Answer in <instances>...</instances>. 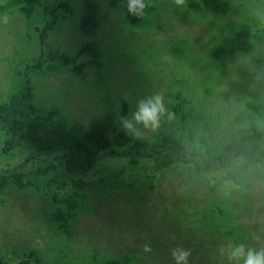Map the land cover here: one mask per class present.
<instances>
[{"label":"trees","instance_id":"trees-1","mask_svg":"<svg viewBox=\"0 0 264 264\" xmlns=\"http://www.w3.org/2000/svg\"><path fill=\"white\" fill-rule=\"evenodd\" d=\"M91 1L80 0L79 3L83 7L88 6L93 10L94 8L88 4ZM95 1L97 3L104 2L105 7L110 5L113 7L116 4L114 14H116L115 17L118 19L119 25L116 29L106 31V37L112 36L115 39L109 46L107 43L97 44L95 39L83 40L77 43L70 52L58 51L57 48L49 45L51 39H48L50 32L57 30L59 25L65 23L69 18L67 14L73 13V9L70 8L67 1L9 0L4 5L0 4V15L8 8L10 11L16 10L25 18L26 29L37 28L35 31L33 29V31H27V34L30 39L36 42L34 47L38 49V53L33 59L16 57L12 63L7 65L6 80L9 82V90L0 89V150L2 151L0 153H6L5 161H7L0 165V192L5 187L14 190L27 189L26 191L35 188L33 191H37L40 188L38 183L43 184V187L46 186L43 200L47 201V198L48 200L51 198L52 204H50L49 212L48 207L43 208L44 211H47L45 213L47 220L44 222L47 226L44 232L52 240L55 237L60 239L58 244L56 242V253L50 252L55 249L54 247L44 250L47 253L50 252L46 256L39 253V249L32 247L20 250L11 249L5 253L0 252V264H146L153 259L152 253L164 251L165 248H161L159 245L153 247L150 252L132 249L106 258L96 248H92L81 257L73 259L68 256L67 252L70 251V247L67 241L74 237V218L80 209L89 212L84 200L85 191L92 189L89 172L96 170L107 158H123L125 163L130 164L132 170L134 167L141 166L149 169L153 175L163 174L167 168L180 167L184 172L185 169H190L187 172L188 177L194 171H196V178L198 175L203 176L206 187H208L207 203L202 204L197 200L196 202L190 200L188 205H182V207H192L191 203L193 202V206L196 205V215L192 216L189 212H183V215L180 216L184 226L189 230L186 231L188 233L192 230L189 227L190 223L186 224L189 217L196 218L197 225L200 223L201 231H207L217 222L218 227L222 228L219 232L221 237L218 243L210 242V239H202V242L196 246V251H191L189 264H200V257H207L210 252L216 253L227 240L252 247L250 243H254L251 239L253 237H248L251 232L243 218V212L246 209L249 211L251 209L247 204L245 205L242 198L217 199L213 191L222 181L229 178L237 181L241 179L240 174L245 177L247 170L252 169L261 179L259 182L262 186V204L264 205L263 110L253 106L252 102L246 101V109H251L250 113L254 112L261 121L259 126H250L228 141L212 140L211 135L199 132V128L205 125L199 123L201 116L197 112L195 114L190 106L191 100L188 96H192L194 91L191 88V83L187 81L191 75L186 74L187 70L185 69L178 71V66H170L165 68V72L168 74H165V80L170 81L168 87H173V90L164 89L165 85H162L164 90L162 94L165 98V106L172 116L169 121L166 117L164 118L161 131L153 138L148 139L143 136L135 137L126 134L119 127L118 129L113 128L112 134L107 136L101 134L96 128L87 127L79 119H69L56 107H45L37 95L36 84L40 83V79H45L47 75L55 74L56 70L64 75L72 73L78 75L77 72H81L79 76L85 77L88 71L85 73L81 70L86 63L99 64V60L94 59L95 53L99 57L106 56V59H109L107 56L119 54L135 61L137 53L134 54L133 50L140 53L138 62L143 72L148 71L147 63L149 62L158 65V61L163 58L164 54L176 56L181 64L189 63L191 65L196 63L195 55L196 58L198 56L205 57L214 69L225 71L224 69L230 66L236 57L249 55L255 42L257 44V42L264 41V22L251 10L252 17L250 18L256 21L250 22L249 18H243L245 25H239L238 29L232 31L230 35H223L220 42L216 44L206 40L203 53H199L193 42L182 40L173 43L172 47L168 48L152 44L149 37L145 36L150 31L156 30L157 32V30L165 28L163 27L165 24L163 25L155 19V15L162 12L164 7L162 2L165 0H149V6L146 7L142 17H136L127 12L126 0ZM232 1L186 0V6L174 4L170 10L183 14V17L186 16L191 21H200L205 18L216 21L219 17L227 14L229 10H233ZM170 10L168 12L172 14ZM83 15L87 18L92 13L86 11L83 12ZM108 16L110 15H106V18ZM35 23L39 25H34ZM119 42L121 47H119ZM257 63L264 64L262 59H258ZM155 70L158 69L155 68ZM155 70L145 74V77H138V83L147 86L152 84L148 88L155 89L160 84L157 82ZM211 82V74L202 80V87L206 93H210ZM41 85L40 83L39 86ZM176 85L183 88L187 86L184 88L185 93L179 90ZM154 89L152 92H148L146 89L140 93L150 96L155 93ZM241 89L246 90L247 88ZM128 102L125 98H121L123 111L127 108ZM222 108L225 109L226 106L222 105ZM194 118H196V124ZM259 120L251 117L253 123ZM20 154L22 156L20 161L13 160V156L19 157ZM44 158L45 161H43ZM240 160L247 162L244 163L245 167H248L247 170L237 169V163L233 162ZM28 164H33V167H27ZM37 172L43 175L40 176L45 178L44 181H38L33 177ZM218 174H220V179L217 177ZM212 179L217 182L210 183ZM249 182L233 186L242 193V197L247 199L251 195V189L247 186ZM108 185L106 189L104 187L101 190L109 192V196L113 195L115 188L118 190V187L121 186L118 180L109 182ZM164 205L174 206L165 201ZM162 206L159 208L160 211L164 209ZM151 212L153 214V211ZM32 217L38 219L36 214H33ZM146 220L148 223L149 217ZM184 242L185 240L181 241L175 234L164 243V246L170 249L176 246L187 248ZM13 255L18 256L21 260L17 263L11 261L10 258ZM168 261L172 262V259Z\"/></svg>","mask_w":264,"mask_h":264},{"label":"rangeland","instance_id":"rangeland-1","mask_svg":"<svg viewBox=\"0 0 264 264\" xmlns=\"http://www.w3.org/2000/svg\"><path fill=\"white\" fill-rule=\"evenodd\" d=\"M8 1L0 0V4L4 5ZM61 1H67L70 8L73 9V13L69 12L67 14L69 18L65 23L60 24L57 30L50 32L48 36V39H51L50 46H54L58 51L70 52L77 43L83 40L95 39L97 44L107 43L109 46L115 39L112 36L106 37V31L116 29L119 25V21L115 17L116 14H114L115 3L113 7L111 5L105 7L104 2L97 3L92 0L88 3L90 7L94 8L91 10L88 6L83 7L79 3L80 0ZM263 2L264 0H233L231 5L234 11L229 10L218 20L210 21L209 18H205L200 21H191L186 16L183 17V14L170 10L171 6L175 4L174 0H165L162 2L164 5L162 12L155 15L156 21L165 24L162 25L165 28L157 30V32L156 30L150 31L145 36L149 37L152 44L168 48L169 46L171 48L173 43L182 40L193 42L199 53H203L206 40L212 44L220 42L223 35H230L232 31L238 29L239 25H245L243 21L245 17L253 22L254 19L250 18L252 17L251 10L255 14L264 11ZM168 9L172 14L168 12ZM86 11L91 12L92 15L85 18L83 12ZM106 15L110 16L106 18ZM34 25L39 24L35 23ZM32 29L33 27L26 29L25 18L16 10L10 11L8 8L0 15V89L9 90V82L6 80L9 63H12L16 57L33 59L38 53V49L34 47L36 42L30 39L27 34L29 30H37V28ZM125 38L128 37L125 36ZM121 46L119 42V47ZM253 47L249 55L236 57L231 65L224 69L225 71L214 69L205 57L198 56L196 58L195 55L196 63L191 65L189 63L181 64L176 56L164 54L163 58L158 61V65L149 62L147 63L148 71L143 72L138 62L140 53L135 50H133L134 54L137 53L135 61L119 54L107 56L109 59H106V56L99 57L95 53L94 59H98L99 64L86 63L81 70L85 73L88 71L85 77L79 76L81 72H77L78 75L75 73L64 75L56 70L55 74L52 73L45 79H40L41 86H39L40 83L36 84L37 95L45 107H56L69 119H79L87 127L96 128L101 134L109 136L112 134L113 128L121 127L119 118L130 116L136 108L137 101L146 97L140 92H144L146 89L148 92H152L154 89L148 88L152 84L148 86L139 84L137 78L145 77L148 72L155 68L158 69L155 70V76L161 85L159 84L154 92L163 93L164 85V89L170 88L168 87L170 81L165 80L168 75L165 68L178 66V71L185 69L187 70L186 74L191 75L187 81L191 83V88L194 91L192 96H188L191 100L190 106L195 114L197 112L201 116L199 123L205 125L199 128V132L211 135L212 140L224 142L238 136L250 126H259L261 122L254 112L250 113L251 109H246V101H248L264 111V64L257 63L258 59H262L264 62V41L257 42V44L255 42ZM171 51L176 55L173 50ZM210 74L212 75V86L210 93H206L202 87V80ZM176 87L184 92V88L187 86L183 88L176 85ZM243 87L247 89H241ZM170 90H173V87ZM121 98L129 101L124 111ZM222 105H225L226 108L223 109ZM165 117L169 121L167 115ZM165 117L161 119L160 127L157 130L143 129L142 136L148 139L156 136L161 131L162 121ZM251 117L259 121L253 123ZM194 119L196 124V118ZM21 159V154L19 157L13 156L15 161ZM5 160L6 153H0V165L6 163ZM233 163H237V169H248L244 165L247 163L246 161L240 160ZM32 165L28 164L27 167H33ZM189 170L185 169L184 172L180 167L167 168L163 174L154 173L155 175H153L149 169L141 166L134 167L132 170L130 164L125 163L123 158H107L102 161L96 170L89 172L92 189L85 191L84 198L89 212L80 209L74 218V237L67 241L70 247V251L67 252L68 256L75 259L81 257L88 250L96 248L103 257L109 258L132 249L143 250V245L150 243L151 249L159 245L165 249L160 252L161 254L152 253L153 259L146 264H173L168 261L171 259L170 248L164 246V243L175 234L181 241L185 240L184 245L193 252L196 251V246L202 242V239H210V242L218 243L221 237L219 232L222 228L218 227L217 222L207 231H201L200 223L197 225L196 218L189 217L186 224L189 222V227L192 230L189 233L186 232L189 230L184 226L180 215H183V212H189L192 216L196 215V205L194 207L193 202L197 200L199 203L206 204L208 193L203 176L198 175L196 178V171L192 169L194 172L188 177ZM256 174V171L248 169L245 177L240 174L241 179L237 181L229 178L220 184L217 183L213 192L217 199L242 198L245 205H248L251 210L246 209L243 212V218L251 232L248 237H253L251 239L254 243L250 244L253 248L259 249L264 247V205L262 204V186L259 182L261 179ZM40 175L43 176L37 172L33 177L38 181H44L45 178ZM217 177L220 179V174ZM114 180H118L121 186L118 187V190L115 188L113 195L109 196V192L102 191L101 188L105 187L106 189L109 182L112 183ZM218 181L220 182V180ZM215 182L217 181L214 179L210 181V183ZM247 182H249L247 186L251 189L249 199L242 197V193L233 187L238 186L239 183ZM38 185L40 188L37 191H33L35 188L28 192L27 189L14 190L9 187L1 190V253L25 247L39 249V253L45 256L50 252L56 253V242L58 244L60 239L55 237L52 240L44 232L47 226L44 223L47 220L45 219L47 211H44L43 208L48 207L49 212L52 201L51 198L49 200L47 198V201L43 200L46 186L43 187V184L39 183ZM190 200L193 201L192 207L183 208L182 205H188ZM164 201L174 206L167 207L164 205ZM161 206L164 209L160 211ZM33 214H36L38 219H34ZM229 241L227 240L226 243ZM52 247L55 249L49 253L44 251L46 248ZM200 258V264L226 263L225 257H222L218 251L214 254L210 252L209 256ZM10 259L16 263L21 260L14 255ZM201 260L204 261L201 262Z\"/></svg>","mask_w":264,"mask_h":264},{"label":"clouds","instance_id":"clouds-1","mask_svg":"<svg viewBox=\"0 0 264 264\" xmlns=\"http://www.w3.org/2000/svg\"><path fill=\"white\" fill-rule=\"evenodd\" d=\"M174 3L177 6H186V0H174ZM148 6L149 0H126L127 12L136 17H142ZM256 15L264 22V11L257 12ZM165 115L170 119L172 113L165 106L164 95L161 92H155L139 99L131 115L121 116L119 123L126 134L141 137L143 129L157 130ZM143 250L150 252L152 250L150 243H145ZM218 252L225 257L227 264H264V247L256 249L244 243L233 244L229 241L219 247ZM191 254L190 249L181 246L169 250L173 264H189Z\"/></svg>","mask_w":264,"mask_h":264}]
</instances>
